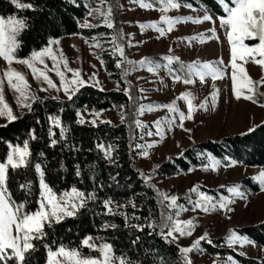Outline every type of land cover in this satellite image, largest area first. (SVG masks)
Listing matches in <instances>:
<instances>
[{"label":"rangeland","instance_id":"obj_1","mask_svg":"<svg viewBox=\"0 0 264 264\" xmlns=\"http://www.w3.org/2000/svg\"><path fill=\"white\" fill-rule=\"evenodd\" d=\"M84 2L87 8H91L93 11L90 15L87 13L82 23L83 26L87 23L92 25L91 27L104 26L108 28L104 22L105 13H107L116 33L96 34L89 37L73 35L51 39V44L48 42L41 49L50 47L54 59L45 55L42 57L43 63H40L39 60L34 62L35 67L44 70L57 87L60 78L52 70L53 65L55 63L65 77L71 78L73 73L65 69L66 62L68 69L79 70L84 79H88L92 73L96 74L95 80H90L84 85L94 86L98 81L99 87H94L101 90H123L125 86L129 88L128 96H131L136 103L135 126L140 139L138 145L143 146V149L139 148L136 153L135 162L145 172V175L150 177V182L155 185L156 189L163 192L165 196L176 195L177 200L174 204L183 205V209L180 210L177 217L175 216L176 207L169 209L167 207L169 201L159 197L166 215L171 214L173 218L181 221H194L187 228L188 234L181 236L178 232H174L177 239H169L179 248L190 247L193 241L204 233H207L211 239V243L201 240L199 242L201 250H193L187 254L190 261H194V264H213L214 261L216 264H223V261L229 257V255L207 252L203 242L218 248H231L239 254L243 253V255L257 260L263 258L264 245L240 234L238 230L244 226L264 221V190H261L259 180L255 178L264 167L245 166L238 161L236 164H231L230 161L233 159H230L227 166L220 161L213 168L207 154L206 163L191 166V172L186 170L175 175H157L154 171L160 163L172 156L181 155L184 149L196 142L243 133L247 128L264 121V103H256L252 99L245 98L248 95L252 96L255 88L258 92L264 93V83H257L264 78V70L251 59H237L235 62L244 67L251 83L246 87L238 88V91L243 95L239 97L233 95L231 81L233 69L229 63L231 51L225 30L220 27V22L217 19L219 16L200 2H198V7H186V4L171 0L172 3L177 4L176 8H172L169 5V0H117L115 9H112L107 0H103V2L102 0H84ZM200 9H206L213 19H200L197 22V18L203 17L205 14ZM114 14L117 16V22L113 21ZM161 16L184 17L185 19H176L169 27L164 20L160 19ZM8 18L3 19L7 20ZM161 29L163 34H161ZM129 33L131 36L128 35ZM114 36H116L115 43L122 46L124 56L133 63L129 64L122 60L118 52L113 54ZM246 40L251 39L246 38V44L258 42L256 40L251 43ZM107 53L116 56V61L121 60V67H117L115 73L124 77L121 78L123 84L106 71L104 55ZM155 55L159 56L164 64L159 63L154 58ZM168 55L177 57V60L184 62L187 72V64L193 61L198 64L208 62L212 68H219L220 71L213 79L212 73L206 70L203 81L193 73L191 76L193 83L185 84L183 82L185 79H174L173 77L177 74L169 73L164 68L163 65L167 64L170 69L171 62L175 60L165 61L163 57ZM142 58H149L151 62L159 63L161 66L150 72L148 71L151 66L149 63H139ZM256 58H260L258 54ZM7 67L8 64L0 58V82H2L0 90L14 114L18 116L26 109L17 107L16 96L18 94L15 89L9 87L7 79L4 78V69ZM11 67L24 74L30 91H34L38 97L59 95L60 98H67L62 90L47 88V84L42 78L34 79L32 71L26 65L14 60L11 62ZM123 69H127V72L124 73ZM129 81L130 83H127ZM249 87L253 89L251 93H249ZM41 88H45L47 91H42ZM140 89L144 91L141 92ZM182 93L188 95L194 106L204 102L203 108L194 107L191 119L187 118L189 100H185ZM213 93H215L214 106ZM157 105H172V109ZM119 106L124 105L103 109L104 111L100 112L99 116H95L93 110L80 109V111L85 121L95 120L96 123L110 121L112 124H118L122 121L121 116L124 117L126 112L125 106L123 110ZM176 109L185 114L186 118L183 121L180 120ZM100 110L95 111L99 112ZM169 120L172 121L171 128L168 125ZM136 121H141L143 126H138ZM6 122L8 121L5 117H0V125ZM157 124L163 130L162 135L157 134ZM149 132L152 135H148ZM142 150L147 151L148 154L140 155ZM206 165L207 167H205ZM247 177L258 185L257 190H252L241 182L243 178ZM235 184L239 185V190L244 194L242 197L233 196L228 192L227 186ZM200 193L212 197L214 202L219 201L221 197L228 198L226 208H231L232 211L220 208L218 203L215 208L209 205V211L194 208L193 205L198 198L203 200ZM189 199L193 204L188 203ZM230 228L238 235L247 237L253 243H235L229 246L225 237L229 235ZM93 238L91 242L96 245L106 243L102 239H96L97 236H93ZM218 238L223 239V242L216 243L214 240ZM99 255L100 253L97 251L96 257ZM237 264L240 263L237 261Z\"/></svg>","mask_w":264,"mask_h":264},{"label":"trees","instance_id":"obj_2","mask_svg":"<svg viewBox=\"0 0 264 264\" xmlns=\"http://www.w3.org/2000/svg\"><path fill=\"white\" fill-rule=\"evenodd\" d=\"M107 1L110 2L112 9L116 8L117 0ZM176 1L197 7L200 2L214 14L225 15L223 7L216 0ZM19 2L31 4L32 7L18 9L11 0H0V17L15 15L17 19L25 18L26 27L20 29L17 35L20 41L17 48L18 58L27 57L33 51L45 47L51 39L73 35L89 37L96 34L116 33L114 27L108 29L104 26L82 25L88 13L84 0H19ZM113 21H118L115 14ZM246 41L252 43L256 39ZM154 58L164 64L159 56L155 55ZM115 61L116 56L108 53L104 55L106 71L123 84L120 74L115 73L117 71ZM181 63L185 65L182 61L173 60L168 72L186 79L188 72L186 67L181 70ZM41 98L40 101L31 102V111L26 109L22 116L18 115L17 120L6 122L2 124H7L6 127H0V162L4 161L9 151L4 141L22 146L24 140L28 138L29 129L33 130L36 137L29 142V162L14 170L11 166L7 168L6 183L12 198L16 203L27 198V210H36L40 187L35 165L39 163L46 183L53 187L57 194L60 190L76 186L85 192L94 190L96 199L88 201L87 206L81 208L78 215L66 217L53 227L46 228V236L42 242L36 243L35 250L31 252L30 264L45 263L47 254L44 243L52 246L63 242L72 247H79L85 256L89 254L97 256L96 250L87 246L80 247V241L85 236L103 238L104 242L113 246L116 256L123 252L130 260L139 261V264H184L179 246L159 235V228H150L146 223V218L158 222L161 215H166V212L157 192L141 178L140 172L144 174L145 172L135 162V155L139 150L136 145L140 141L135 126V101L130 100L123 90H101L92 85H83L78 89L72 102L67 98H60L59 101L50 96ZM252 100L256 103H264V93L258 92L255 88ZM116 105L126 107L123 122L118 124L76 122V109L86 108L87 111H91L109 109ZM54 115H59L62 126L67 127L63 138L60 136L59 128L48 121V117ZM257 126L252 133L245 135L229 134L219 139L208 138L196 142L184 149L181 155L172 156L160 163L154 173L178 174L191 166L206 163L209 153L223 164H228L229 160L233 159L245 166L264 167V121ZM49 127L53 129L52 138L57 140L55 145L50 144ZM98 143H102L105 147L113 145L112 155L106 158L104 152L96 147ZM198 153L201 155L198 156ZM77 166L81 170L80 176L75 174ZM241 182L252 190L258 189V185L248 177L243 178ZM29 183L30 191L26 192L21 185ZM105 199L111 200L109 207L113 209L112 212L105 209L103 204ZM129 199L131 203H127ZM105 222L109 227H101ZM112 224L117 227L112 228L110 226ZM137 224H142L144 227L137 229L134 227ZM238 231L256 243L264 245V221L244 226ZM214 241L221 243L223 239L218 238ZM203 245L207 252L229 255L240 264H264V257L257 260L239 254L231 248H218L204 242Z\"/></svg>","mask_w":264,"mask_h":264},{"label":"snow or ice","instance_id":"obj_3","mask_svg":"<svg viewBox=\"0 0 264 264\" xmlns=\"http://www.w3.org/2000/svg\"><path fill=\"white\" fill-rule=\"evenodd\" d=\"M103 2V0H102ZM11 3L18 9L31 8V4H23L20 3L19 0H11ZM218 3L223 7L226 15L219 16L217 19L220 22V27L225 30L227 42L230 45L231 51V59L229 63L233 69L231 74L232 81V93L234 96L243 95L242 92L238 91V88H243L248 86L251 83L249 76L245 73V69L242 65L236 63L237 59L246 60L251 59L255 64L261 66V69L264 70V0H218ZM169 5L172 8H176L177 4L172 3L169 0ZM186 7H191V5L186 4ZM87 7V5H86ZM204 11L203 17H198L197 22L202 20H212L213 17L208 13L206 9H200ZM93 9H88V14H92ZM99 11V9H96ZM105 23L108 28L113 27V23L109 18V14L105 13ZM25 18L16 19L15 15L10 16L7 20L0 17V58H2L7 64L8 67L4 69V78L7 79L9 87L15 89V92L18 94L16 96V103L18 108H25L29 111L32 110V101H40L41 97H38L34 91H30L28 82L24 77V74L17 71L16 69L11 67V62L16 61L18 63H22L26 65L33 74L34 79H43V81L47 84V88H57V91H63L65 97L72 102L74 94L77 93L78 89H80L84 84L88 83L90 80H95V73H92L88 79H84L81 77L79 70L77 69H68L67 63L65 62V69L67 71H71L73 73L71 78H67L64 74L59 70V68L54 63L53 69L56 72V75L60 78L59 86L57 87L54 84L53 80L46 75L44 70L37 69L35 67L34 62L39 60L40 63H43L42 57L47 55L50 58L52 57L51 48H44L40 51H33L30 53L29 57L26 58H18L17 57V48L20 44V41L17 39V35L20 29L26 27L24 22ZM161 20H164L169 27H171L172 23L176 19H185L184 17H173L169 18L167 16H161ZM190 19V17H188ZM84 26L91 27L92 25L85 23ZM161 34H163V30L161 29ZM215 31V29H213ZM131 36V34H128ZM255 38L258 42L252 44H246L245 39ZM95 39V38H93ZM191 39V38H189ZM116 36L113 37V44L115 45L113 48V54L119 53L122 60L131 64L132 61H128L124 56V52L122 46L118 43H115ZM51 40L49 43L51 44ZM142 43V41H141ZM171 51V49H169ZM257 54L259 55V59H257ZM54 59V58H53ZM163 59L165 61H171L173 59H178L177 57L168 55L164 56ZM101 63H103L101 61ZM141 64L149 63L148 71L153 72L155 69L159 68L161 65L159 63H153L149 58H142L139 62ZM223 63V61H221ZM117 67H121V60L116 61ZM166 71H170L168 69V65H163ZM185 65L181 63L180 68L183 70ZM45 68L47 66L45 65ZM187 78L183 81L185 84H192L193 81L191 79L192 74L194 73L196 76L200 77L201 81H203V77L206 74V70L212 73V78H216V74L220 71L219 68H212L208 62L198 64L196 61H193L187 64ZM123 72L126 73L127 69H123ZM121 78H124L123 76ZM176 80H180L181 76L176 75L173 77ZM15 80V83H13ZM2 83V82H0ZM127 83H130L127 82ZM257 83H264V78L257 81ZM94 86L99 87L98 81L95 82ZM42 91H47L45 88H41ZM123 91L126 95H129V88L125 86ZM143 92V89H140ZM253 89L249 87V93H251ZM185 100H189L188 95L181 94ZM246 99H252L251 95L245 97ZM52 99L60 100L59 95L53 96ZM131 100L132 97L129 96ZM62 102V101H61ZM215 104V93H213V106ZM157 106H166L169 109H172V105H157ZM121 110H123L124 106H119ZM194 107H204V102L202 101L199 105L194 106L190 100L187 104L188 113L187 118H192V112ZM87 109L85 108V111ZM63 111V109H61ZM104 111L101 109L99 112L93 110L95 116H99L100 112ZM179 114L180 120L183 121L186 117L183 112H180L179 109H176ZM24 113L21 112V116ZM76 114V122L79 124H84L85 120L81 115L80 109L75 110ZM0 117H5L6 120L10 123L12 121L17 120L19 117L16 116L13 112V109L9 106V104L5 101L2 90H0ZM123 115L121 116V120L123 122ZM48 121L50 124L55 125L60 130L61 138L64 137L65 132L67 131L66 126H62L61 117L59 115L49 116ZM110 123V121H101ZM92 124H95L96 121L92 120ZM138 126H143L141 121H136ZM169 128L172 127V121H168ZM5 125H0V127H6ZM183 127V124H181ZM257 125H253L252 127L247 128L246 132L241 133V135H245L247 133H252ZM157 134L162 135L163 130L157 124ZM148 135H152L151 132ZM48 136L50 138V144L55 145L57 143L56 139H53V129L49 127ZM27 139L24 140L23 145L20 144L12 145L8 141H4L8 145V153L3 162H0V264H30V255L31 252L35 250L36 243L42 242L43 238L46 236V228H51L54 224H58L63 221L66 217H74L79 214V210L87 206L88 201H93L96 199V195L93 191H82L76 186H72L66 190H60L59 194L54 191L53 187L49 186L44 179V173L41 170V165L37 163L35 165V171L39 176V195L36 199V204L38 207L35 211L27 210V198L24 201L16 203V201L12 198V195L7 187V168L11 166L14 170L19 166H25L29 161L28 157L30 155L29 152V142L32 139H35V135L33 134V130L29 129L27 133ZM150 146V145H149ZM96 147L104 152L105 157H110L112 155L113 145H109L105 147L102 143L96 144ZM137 148L143 149V146L136 145ZM140 155H147V151L142 150ZM42 155V153H41ZM198 156L201 154H197ZM208 159L211 161V166L215 168L216 165L220 163V160H217L210 153L208 154ZM226 161L228 158H224ZM111 162V161H110ZM231 164H236L235 160L230 161ZM227 166V163H226ZM63 167V164H61ZM158 167V166H156ZM207 167V165L205 166ZM189 172L192 171V168L188 169ZM77 176L81 175V170L77 166L76 173ZM141 178L148 184L149 187L153 188L154 191L157 192V196L163 197L168 200L169 203L167 207L172 209L176 207L175 216H179L180 210L183 209V205H175L177 197L176 195L165 196L163 192L155 188V185L151 184L150 177L145 175L143 172H140ZM259 180L261 190H264V169H262L258 175L255 177ZM21 188L26 192L30 191V183L26 185H21ZM227 190L233 196H243L244 194L239 190V185H229L227 186ZM200 197L203 198L201 201L199 198L193 205L194 208L202 209L203 211H209V205L212 208H215L217 203L219 207L222 209H226V211H232L231 208H226V200L228 198L221 197L219 201L214 202L213 198L207 196L204 193H200ZM131 199L127 201V203H131ZM159 202V200H158ZM111 203L110 199H105L103 201L104 207L108 212H112L113 209L109 207ZM189 204H193L191 199L188 200ZM123 207V205H120ZM135 207V205H133ZM124 215V213H121ZM127 219V218H126ZM147 226L153 229L159 228L161 235L165 240L171 238V240H176L177 237L174 235V232H178L181 236L188 234L187 228L190 227L194 221L192 220H184L181 221L179 219L173 218L171 214L164 215L162 214L159 221H155L151 218H146ZM112 228H116L115 224L110 225ZM127 226V225H126ZM103 228L109 227L107 222L101 225ZM137 229L144 227L142 224L134 225ZM229 235L225 237L226 242L231 246L235 243H253L249 241L247 237L238 235L232 228L228 230ZM94 238L91 236H85L80 241V247L87 246L89 249H96L100 255L99 257L92 256L91 254L85 256L80 250L79 247H72L70 245L64 244L61 242L59 245L50 246L47 243H44V249L47 254V259L45 264H139V261L130 260L123 252L116 256L114 254L113 246L109 243H101L100 245H96L91 241ZM103 239V238H96ZM201 240H207L211 243V239L207 233H204L197 240H194L190 247H180L179 251L181 253V259L184 264H194V261H190L188 258V253L190 251L196 250L200 251L199 242ZM135 243V242H134ZM10 250V251H9ZM243 255V253H241ZM213 264H216L214 261ZM223 264H237L231 256L227 258L226 261H223Z\"/></svg>","mask_w":264,"mask_h":264}]
</instances>
